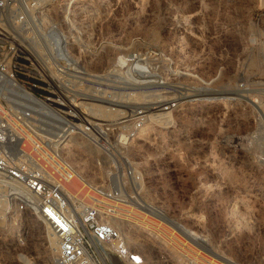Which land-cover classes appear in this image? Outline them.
Returning <instances> with one entry per match:
<instances>
[{"label": "built area", "instance_id": "obj_1", "mask_svg": "<svg viewBox=\"0 0 264 264\" xmlns=\"http://www.w3.org/2000/svg\"><path fill=\"white\" fill-rule=\"evenodd\" d=\"M79 1L0 0V223L25 216L46 223L56 242L50 264H239L216 258L202 232L152 210L127 153L150 115L205 101L206 82L152 45L118 53L104 79L88 75L84 58L102 47L96 38L87 46L84 25L92 14L82 18ZM126 88H141L146 100L109 118L86 110L109 101L118 93L112 89ZM73 138L97 152L95 167L104 171L99 183L63 152ZM132 218L146 225L151 244L144 253L126 246L109 223ZM22 247L16 235L0 249L11 261L0 257V264H34Z\"/></svg>", "mask_w": 264, "mask_h": 264}, {"label": "rangeland", "instance_id": "obj_2", "mask_svg": "<svg viewBox=\"0 0 264 264\" xmlns=\"http://www.w3.org/2000/svg\"><path fill=\"white\" fill-rule=\"evenodd\" d=\"M78 5L82 18L92 14L84 25L87 46L96 38L102 47L96 57L84 58L88 75L104 79L112 69L118 52L110 45L125 51L152 45L168 50L207 85L213 78L209 100L185 103L171 116L149 117L128 156L142 175L141 198L152 210L202 232L216 258L264 264V0H80ZM141 90L112 89L118 93L109 101L85 108L102 118L118 116L119 108L146 100ZM73 144L75 156L68 159L99 183L104 171L94 166L96 151H86L90 147L81 140ZM122 222L109 220L126 246L146 252L151 242L143 220ZM40 226L29 216L0 223V249L19 235L34 264H50L54 252ZM4 250L0 257L11 261Z\"/></svg>", "mask_w": 264, "mask_h": 264}, {"label": "bare ground", "instance_id": "obj_3", "mask_svg": "<svg viewBox=\"0 0 264 264\" xmlns=\"http://www.w3.org/2000/svg\"><path fill=\"white\" fill-rule=\"evenodd\" d=\"M100 9H102V5L100 6ZM110 47L114 50V51H117L118 53L120 52H124L125 51V49H123V48H121V47H116L115 45L114 46H112V45H110ZM99 55V54H98ZM107 59V58H106ZM108 60H109V58H108ZM107 61V60H106ZM105 63V62H104ZM103 63V61H101L100 62V64H104ZM127 76V75H126ZM210 95H212V88L210 87V86H208L207 85V87H205L204 88V94H203V96H204V100H209V96ZM134 97V96H133ZM98 105V104H97ZM88 111V110H87ZM99 111V110H98ZM89 112V111H88ZM102 112V111H101ZM90 113V112H89ZM91 114V113H90ZM103 114V113H102ZM174 113H172V114H170V113H165V112H162V113H160V114H157V115H150L149 117H151V116H160V115H163V116H166V115H169V116H171V115H173ZM95 116V115H94ZM148 122H149V120H148ZM147 122V123H148ZM138 138V137H137ZM77 140H81V141H83L82 139H79V138H73V139H71L69 142H67L66 144H65V149H64V153H65V155H66V157H70V158H74V156H75V153H74V149L76 150V148H74V149H72L73 148V143L75 142V141H77ZM89 146V145H88ZM80 145H77V149L79 150V151H83V149L82 150H80ZM90 147V146H89ZM90 149H92L91 147L90 148H88L86 151H88V150H90ZM95 151V150H94ZM90 152V151H89ZM97 153V152H96ZM127 153H128V151H127ZM97 157H98V155H97ZM88 159H91V160H93L92 158H88ZM96 160H99V157L98 158H96ZM93 162V161H92ZM86 164H88V163H86ZM90 164H91V162H90ZM95 166V165H94ZM78 167V166H77ZM85 168H86V165H85ZM81 169H83L82 167H81ZM91 173H93V174H95V171L93 170V171H91ZM28 218V217H27ZM26 218V219H27ZM114 220V223H115V225L117 224V223H123L122 221L123 220H118V219H113ZM120 224V225H121ZM143 226H146L145 224H144V222H142L141 223ZM42 227V228H41ZM39 231L41 232V234H43L44 235V238H45V241H46V244H47V246H48V248L52 251V252H54V250H55V247H56V242H55V239H54V237L52 236V234H51V232H50V230H49V228H48V226H47V224L46 223H43V226H40V228H39ZM219 258V257H218ZM23 261H24V263L25 264H28L26 261H25V259H23ZM94 264V263H93Z\"/></svg>", "mask_w": 264, "mask_h": 264}]
</instances>
